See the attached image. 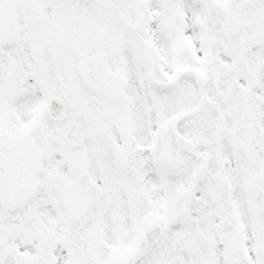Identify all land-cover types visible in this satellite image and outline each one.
I'll return each mask as SVG.
<instances>
[{"label":"snow or ice","instance_id":"1","mask_svg":"<svg viewBox=\"0 0 264 264\" xmlns=\"http://www.w3.org/2000/svg\"><path fill=\"white\" fill-rule=\"evenodd\" d=\"M0 264H264V0H0Z\"/></svg>","mask_w":264,"mask_h":264}]
</instances>
